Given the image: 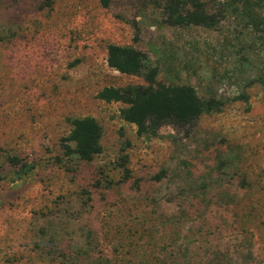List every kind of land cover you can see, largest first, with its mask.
Masks as SVG:
<instances>
[{"label":"rangeland","instance_id":"1","mask_svg":"<svg viewBox=\"0 0 264 264\" xmlns=\"http://www.w3.org/2000/svg\"><path fill=\"white\" fill-rule=\"evenodd\" d=\"M200 1L214 26L164 0H0V264H264V0ZM109 44L216 104L138 136L98 97L147 85ZM84 116L90 160L66 139Z\"/></svg>","mask_w":264,"mask_h":264},{"label":"trees","instance_id":"2","mask_svg":"<svg viewBox=\"0 0 264 264\" xmlns=\"http://www.w3.org/2000/svg\"><path fill=\"white\" fill-rule=\"evenodd\" d=\"M167 22L173 25L216 24L214 15L208 13L200 0H164ZM146 55L134 46L109 44L107 64L121 73L142 75L147 85L128 84L122 87L106 86L98 97L106 102H121V117L136 126L138 136H154L163 124L181 127L192 124L203 109H213L216 101L204 103L190 85L156 84V67L146 68ZM67 140L75 144L72 149L82 160H90L102 150V126L92 116L70 120ZM66 150L70 151L69 146Z\"/></svg>","mask_w":264,"mask_h":264}]
</instances>
